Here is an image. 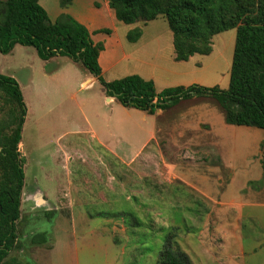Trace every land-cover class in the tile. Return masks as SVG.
<instances>
[{"label": "rangeland", "instance_id": "rangeland-1", "mask_svg": "<svg viewBox=\"0 0 264 264\" xmlns=\"http://www.w3.org/2000/svg\"><path fill=\"white\" fill-rule=\"evenodd\" d=\"M159 20L161 23H154L155 26L163 25L162 19ZM152 26L149 25V32H153ZM233 40L235 38H215V50L220 46L225 52ZM230 51L229 48L223 65L216 64L219 84L229 81ZM205 58L196 55L193 63L210 65L212 61ZM83 72L87 70L67 56L42 60L33 47L16 44L11 54H0V74L14 75L18 80L26 109L18 145L24 176L20 215L14 246L3 264H155L163 239L172 228H178L174 244L187 254L192 264H204L202 255L207 245L215 242L216 233L214 229L207 232L206 214L200 213L204 207H198V213L191 211L190 194L199 193L190 184L205 177L198 185L218 195L223 188L218 178L228 187L224 169L215 168L218 173L214 174L207 163L200 162L206 152L200 148L202 137L199 134L189 137L196 141L192 143L174 142L181 137L172 134L162 140V113L156 117L154 139L141 150L154 129L153 124H148L153 117L148 114L150 119L145 120L143 111L124 107L115 97L108 105L103 97L105 91L98 85L82 86ZM225 87L227 89L228 84ZM10 108L0 90V132L8 131ZM85 119L99 139L112 140L124 160L133 158L134 161L128 166L119 161L118 169H112V182L103 176V183L98 185L104 192L110 190V184L116 186L114 194L97 196L96 203L81 211L76 205L72 216L75 221L60 231L58 219L71 218L62 207L64 193L58 192L68 183L69 155L81 158L84 154L92 160L98 156L96 145L83 133L89 131ZM246 154L248 162L236 167L241 174L252 171L257 164V158ZM249 160L252 163L249 164ZM172 162L179 164L176 170L167 166ZM208 163L217 162L212 159ZM257 166L260 168L259 163ZM75 169L80 174H73L71 179L75 186L81 187L79 180L92 177L90 169L79 165L78 161L71 166V170ZM251 183L252 189L262 186L259 182ZM239 185L236 182L234 188ZM32 194H45L46 199L39 196L36 205L30 198ZM168 194L174 197L168 199L165 197ZM175 194L182 196L175 198ZM89 214L100 218L101 232L94 230L93 223H88ZM39 234L45 236L44 244L31 245L30 239ZM96 235L101 237V242L94 244L90 240ZM83 238H91L87 246H82Z\"/></svg>", "mask_w": 264, "mask_h": 264}, {"label": "crops", "instance_id": "crops-1", "mask_svg": "<svg viewBox=\"0 0 264 264\" xmlns=\"http://www.w3.org/2000/svg\"><path fill=\"white\" fill-rule=\"evenodd\" d=\"M39 4L45 10L51 23L60 14H67L86 28L94 43L102 45L97 61L101 77L105 82L137 75L145 81H151L156 93L167 88L188 87L190 85L207 88L217 86L221 90H226L225 85L229 84V81L228 83L224 81L223 84L218 83V74L216 73L218 65L216 64L223 65L225 63L228 59L229 48L231 50L229 58L232 60L235 40L227 45L225 52H222L223 48L220 46L215 50V38H235V29L212 37L211 51L208 55H203L206 57L205 59L212 61L210 65L208 63H193L197 54L187 61H176L172 33L166 21L161 17L146 23L137 22L126 25L116 19L108 0H63V5L61 0H40ZM159 19H162L163 25L155 26L154 23H161ZM149 25H154L152 26L153 32H149ZM135 28L141 30V36L137 41L129 42L126 39L127 33ZM105 30L108 33H105ZM145 36L151 38H144ZM12 51L13 48L8 54H11ZM75 64L82 67L79 63ZM83 73L82 86L84 88H93L98 85L99 89L104 91L96 78L88 71ZM7 77L13 78L19 86L14 75ZM103 97L108 105L114 101V98L106 97L105 94ZM126 113L130 115L129 112ZM160 113H162V140L172 134L181 137L180 140L175 139L174 142L192 143L196 141L189 139L190 136L201 135L200 148L206 152V156L200 162L207 163L214 174L218 173L215 168L222 167L229 180L227 182L228 187H225V185L223 186L224 180L218 178L219 185L223 187L218 195H212L207 188L198 185L205 177H201L196 183L190 184L199 193L190 194L191 211L198 213V207H204L205 210L200 213L206 214L207 232L214 229L216 233V236H213L215 242H212L210 246L207 245L206 253L202 255L201 262L204 264H264V180L262 179L261 164L264 161V129L226 124L222 112L213 99L192 97L179 100L176 104L162 111L157 110L155 114L150 115L153 117V123L149 120L148 124H153L154 129L150 131V135L141 150L154 139L157 130L156 117ZM150 116L143 112L145 120L150 119ZM85 123L89 131L83 133L88 134L91 143L96 145L98 156L97 159L92 160L84 154L81 158L78 155H69L67 159L68 183L58 192L64 193L65 201L62 207L66 208L71 218L68 220L65 218L58 219L57 228L60 231H64V228L73 222L72 216L76 205L80 207L81 211L87 205L96 203L97 196L114 194L116 186L110 184V190L104 192L102 187L98 185L103 183V176L112 182L113 167L118 169L120 162L128 166L134 161L133 158L128 161L124 160L118 150L115 149L116 144H113L112 140L99 139L97 133L91 129L87 119H85ZM247 152L249 157L257 158V164L253 165L252 171L241 174L236 170V167L248 162ZM212 159L217 163H208ZM77 161L79 165L89 167L92 176L90 179L83 177L79 180L81 187L75 186L71 179L73 174H80L79 170H71V166ZM249 161H251L249 164L252 163V160ZM258 163L260 168L257 166ZM178 165V163L172 162L167 166L176 170ZM235 179H237L236 182L240 183L238 188H234ZM241 179L243 180L241 181ZM83 182L86 186H83ZM185 182L187 183V181ZM251 182H259L258 185L262 186L252 189L249 185ZM39 196L46 199L45 194H32L30 196L36 205L39 204ZM180 196L182 195L180 194ZM180 196L175 194V198H180ZM165 197L172 199L174 194H168ZM80 211L79 213H81ZM88 218V223L90 225L93 223L94 230L101 232L102 222L100 218L95 216L94 219L91 216ZM90 225L88 224V226ZM90 239L83 238L82 246H87ZM93 239L95 241H90L94 244L98 241L101 242V237H97V235Z\"/></svg>", "mask_w": 264, "mask_h": 264}, {"label": "trees", "instance_id": "trees-1", "mask_svg": "<svg viewBox=\"0 0 264 264\" xmlns=\"http://www.w3.org/2000/svg\"><path fill=\"white\" fill-rule=\"evenodd\" d=\"M39 1H0V54H8L19 44L33 47L45 61L67 56L96 78L106 97H115L122 106L150 115L179 100L205 97L216 102L226 124L264 129V0H108L116 19L126 25L163 18L172 33L176 61H187L196 54L208 55L214 35L235 29L226 90L190 85L159 93L151 81L137 75L105 82L97 61L102 45L94 43L86 28L67 14H60L51 23ZM140 35L141 30L135 28L127 33L126 39L135 42ZM0 90L11 105L8 131L0 132V264H3L14 246L20 215L24 176L18 145L26 109L13 78L0 75ZM261 164L264 180V163ZM177 230L172 228L165 235L155 264H192L173 242ZM44 242L43 234L30 239L31 245Z\"/></svg>", "mask_w": 264, "mask_h": 264}]
</instances>
